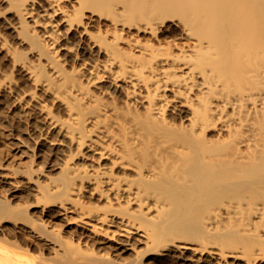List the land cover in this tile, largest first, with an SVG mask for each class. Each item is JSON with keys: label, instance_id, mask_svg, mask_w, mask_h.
<instances>
[{"label": "bare ground", "instance_id": "6f19581e", "mask_svg": "<svg viewBox=\"0 0 264 264\" xmlns=\"http://www.w3.org/2000/svg\"><path fill=\"white\" fill-rule=\"evenodd\" d=\"M0 264H264V0H0Z\"/></svg>", "mask_w": 264, "mask_h": 264}]
</instances>
